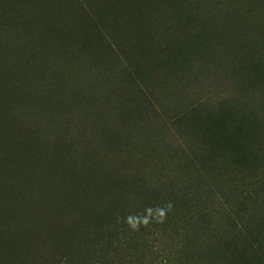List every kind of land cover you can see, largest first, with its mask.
I'll use <instances>...</instances> for the list:
<instances>
[{"label":"trees","instance_id":"obj_1","mask_svg":"<svg viewBox=\"0 0 264 264\" xmlns=\"http://www.w3.org/2000/svg\"><path fill=\"white\" fill-rule=\"evenodd\" d=\"M127 1L130 26L140 29L145 14L178 0ZM238 1L264 9V0ZM107 2L0 0V264H264V22L243 14L220 37L200 20L177 35L170 20L151 29L157 45L131 51L102 23ZM47 3L61 15L32 26L29 7ZM183 5L169 15L193 18ZM75 40L88 61L60 63ZM173 44L168 59L153 60ZM184 44L187 73L228 49L229 62L211 63L195 83L211 87L204 97L166 107L200 145L167 141L174 126L165 123L145 147L132 130L143 127ZM109 106L130 123L111 120ZM125 138L133 145L124 165L100 166L93 150Z\"/></svg>","mask_w":264,"mask_h":264},{"label":"rangeland","instance_id":"obj_2","mask_svg":"<svg viewBox=\"0 0 264 264\" xmlns=\"http://www.w3.org/2000/svg\"><path fill=\"white\" fill-rule=\"evenodd\" d=\"M107 4L109 5V9L107 10L110 14L108 17L104 18L102 23H104L107 33L110 35H114V38L118 40L119 42L124 43L125 47L130 49L131 51H138L142 47L151 48L158 44V41L160 40V32L166 29V25L168 26L170 24V20L172 22L173 28L177 29L174 30L177 35L181 34V29L184 27H189L193 25L196 21L200 20L201 25L205 24L206 22L208 25L216 24V30L215 33L218 36V34H221L223 31H230L231 33H234L233 30L236 31L234 27L229 25L227 22L232 21V25L236 23L235 17H241L243 14H249L252 16V18L255 19V21L264 22V12H260V10H264L262 8H258L259 12L256 10L252 12L246 11V5L245 1L239 2L233 1V0H195L197 3H194L193 0H178L180 3H183V8L185 9V15L190 14L193 16V18L187 20L188 17H184L182 20H178L177 17H173L172 15H169V13L178 14L180 13V3L176 1L173 3V5L168 9H163V11L160 14H154V17L148 18L145 14L144 21L145 25L141 27L140 29H136L135 26H130V23L128 21V4L127 0H107ZM174 2V1H173ZM96 4V3H95ZM3 6L4 3L2 4ZM53 7V6H52ZM29 17L28 21L33 26L39 25L40 23H43L42 20L45 17H48L50 15H58L60 16L61 13L59 11L55 12V10L49 8L48 3L43 9V11H39L38 9L29 7ZM141 10V8H137L136 11ZM105 10L102 9L101 6L94 5L92 7V12H94L97 15H101L102 12ZM141 12H144L143 10ZM151 15V14H150ZM184 15V16H185ZM103 17H101L102 19ZM175 18L176 20L172 19ZM170 24V25H172ZM176 24V26H175ZM150 25V26H149ZM160 28L162 30L160 31ZM153 30H158L160 32L154 34ZM150 32V33H149ZM220 32V33H219ZM152 34V35H150ZM210 35V33H208ZM225 34H221V36H224ZM215 37V35H214ZM217 39V38H216ZM215 39V40H216ZM37 38H35V41ZM40 42H37L36 44H39ZM73 43H75V47H72L70 49H67L63 52V55L59 57L60 63H70L77 62L82 63L83 61H88V58L85 54L79 53L77 48L81 47L83 48L82 40L78 41L75 40ZM86 45L85 48L89 47L90 42L84 43ZM69 45L67 42L63 41V46ZM176 44L171 45L168 48H165L161 51H159L153 58L154 61H159L160 63H163L166 59H168V56L170 52L173 50ZM226 47H231L228 45H224ZM228 49L222 47L221 50L219 48V51H217V54L214 52L213 54H209V56H204V58L200 61H206L208 63H203L200 66L192 69L188 73L186 72V67L188 65V61L186 59L189 57L191 58V54H188L190 52V47L186 44L182 45V50L180 53L176 54L174 58L171 59V62L173 63L172 66H165L167 77H164L168 83L165 85L159 87L164 90L155 92L154 98H156L155 101V107L153 109L150 108V110H147V113L142 114V119L138 120V123H142L143 127H139L138 124H136L135 128L132 130L133 134L135 133L136 136H139L140 140L143 141L144 146H150L149 141L154 133L159 134L164 124L167 123L168 125L174 126L173 132L174 136L167 135L166 140L169 142H175L176 144H182L184 147L189 148L193 147L196 148L194 145H200L197 139L190 136L187 132L184 131L182 127H177L174 124L170 123V113L168 112V105L171 103V101L181 100L182 96H186L187 94L192 97H198V96H205L207 92L211 89L209 85H206L208 83H202L199 82L198 84H195L199 81V77L203 74H207L208 70L211 68V63H219L222 67L225 66V63L229 62L226 54ZM231 53L235 56L234 61L236 62L239 58L238 54H235L233 51ZM58 59V58H57ZM152 60V61H153ZM185 60V61H183ZM132 69V68H131ZM216 100V99H215ZM117 111V112H116ZM117 109H113L111 106L107 107V112L111 120L114 119H120L121 121L125 123H130V121L127 120V116H120V111ZM116 112V114H115ZM139 114L138 116H140ZM145 124V126H144ZM145 127L146 131H143V128ZM15 132H19V130H15ZM143 133L146 134L145 139ZM130 139V138H129ZM125 138L120 141V145H116V141L114 146L109 147L103 152L96 153L95 150H93L95 158L98 160H101V165L104 166V163L107 164V169H110L111 167H120L121 165H124V160H126V157H128L127 150H130V140ZM155 143V141H154ZM114 148V149H113ZM149 150V149H148ZM134 155L140 156V152L136 147H133L131 150ZM87 154V153H86ZM167 165L171 166L170 168L174 169V165L167 163ZM138 166L141 168L145 167V162L138 163ZM115 168V167H114ZM147 170V169H145ZM144 172V171H143ZM253 173V172H252ZM251 174V173H250ZM238 211L243 212L238 208ZM248 214V213H247ZM245 214V216L247 215ZM239 225L240 222H239ZM170 235V234H169ZM165 236V235H160ZM168 236V235H167Z\"/></svg>","mask_w":264,"mask_h":264}]
</instances>
